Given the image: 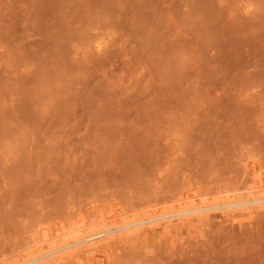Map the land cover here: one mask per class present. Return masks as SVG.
I'll use <instances>...</instances> for the list:
<instances>
[{
	"label": "rangeland",
	"instance_id": "rangeland-1",
	"mask_svg": "<svg viewBox=\"0 0 264 264\" xmlns=\"http://www.w3.org/2000/svg\"><path fill=\"white\" fill-rule=\"evenodd\" d=\"M0 264H264V0H0Z\"/></svg>",
	"mask_w": 264,
	"mask_h": 264
},
{
	"label": "bare ground",
	"instance_id": "bare-ground-1",
	"mask_svg": "<svg viewBox=\"0 0 264 264\" xmlns=\"http://www.w3.org/2000/svg\"><path fill=\"white\" fill-rule=\"evenodd\" d=\"M183 215V214H182ZM128 226V225H127ZM98 236V235H97ZM89 238V237H88ZM92 238H93V236H92ZM92 238H89L90 240L92 239ZM96 238V237H95ZM98 238V237H97ZM85 239V238H84ZM99 240V239H98ZM84 241H86V240H83V239H81V241H80V243H82V242H84ZM92 241V240H91ZM90 244V243H89ZM97 245V242H95V240H93V243L92 244H90L89 245V248L90 247H95ZM85 247V246H84ZM93 249H95V248H93ZM90 250H92V249H90Z\"/></svg>",
	"mask_w": 264,
	"mask_h": 264
}]
</instances>
